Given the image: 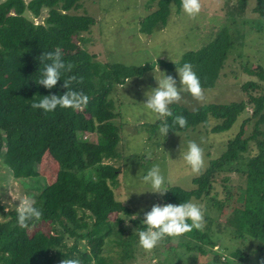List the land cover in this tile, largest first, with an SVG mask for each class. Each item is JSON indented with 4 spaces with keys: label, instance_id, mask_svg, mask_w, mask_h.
Returning <instances> with one entry per match:
<instances>
[{
    "label": "trees",
    "instance_id": "16d2710c",
    "mask_svg": "<svg viewBox=\"0 0 264 264\" xmlns=\"http://www.w3.org/2000/svg\"><path fill=\"white\" fill-rule=\"evenodd\" d=\"M82 1L0 0V160L15 179L37 177V166L45 155L57 166L54 181L36 197L42 217L32 220L28 229L18 225L15 209H7L0 199V219L4 220L0 221V264H43L44 260L46 264H61L65 256L78 257L83 264H122L124 259L127 237L122 227L130 209L115 198L112 190L120 175L115 164L122 156L118 128L113 124L118 115L110 95L114 86L141 76L146 69L100 64L93 61L95 56L74 49L72 42L78 38L81 41L82 34L95 25L94 18L75 14ZM153 1L157 9L140 22L139 32L146 35L163 28L171 5L181 10V0ZM240 2L226 11L243 14L246 3ZM252 10L264 20V0H257ZM233 47L229 30L222 28L205 46L165 67L176 69L189 63L202 89H213ZM57 48L73 69L62 73L55 88L47 89L38 85L43 67L40 57ZM68 76L77 77L70 90L89 97L85 108L58 107L45 112L31 107L43 96L64 95L68 89L63 79ZM260 84H242L247 98L238 103L209 104L194 111L172 104V117H161L145 128L151 139L164 123L170 126L168 134L183 133L207 124L211 118L217 123L210 131L218 134L229 131L243 116L223 153L193 179L192 190L171 187L162 196L165 204L173 205L207 200L209 209L217 210L218 217L223 218L227 233L239 248L221 260L210 238L212 221L205 217L203 230L193 229L190 234L198 244L197 252L206 256L204 264H249L254 252L264 254V94ZM248 108L251 114L246 117ZM177 115L187 118L186 127L173 124ZM85 135H94L95 163L88 162L79 143ZM137 224L138 230L144 229L143 223ZM187 244L192 250L191 243Z\"/></svg>",
    "mask_w": 264,
    "mask_h": 264
},
{
    "label": "rangeland",
    "instance_id": "374dc122",
    "mask_svg": "<svg viewBox=\"0 0 264 264\" xmlns=\"http://www.w3.org/2000/svg\"><path fill=\"white\" fill-rule=\"evenodd\" d=\"M210 1L201 0L203 7L195 18L186 15L182 9L177 10L176 5H171L166 24L162 29H155L151 35L140 33L139 30L142 29L140 22L157 9L156 1L153 0H83L81 8L75 12L94 18L95 25L88 33L82 34L81 41L78 38L72 42L74 49L78 48V51L95 56L93 61L100 64L146 69L141 76L130 77L120 86H114L110 95L114 112L118 115L113 124L118 128V151L122 156L121 161L115 164L120 168V175L112 190L115 198L127 204L130 209V216L125 218L122 227L124 236L127 237L122 264H153V261L156 264H204L206 256H201L195 249L198 244L190 238L191 232L165 238L151 252H146L139 246L137 223H143L145 213L151 211L154 205H165L161 195L149 192L151 188L142 182V176L153 165H159L165 177L164 190L171 187L192 190V181L198 175L191 171L181 157L182 152L187 150L188 142L196 141L200 144L204 150L206 168L223 153L227 141L238 132L243 118L241 116L229 131L223 133L215 134L210 131L217 121L209 118L207 124L194 130L168 134L167 137L158 131L149 139L146 126L161 117L150 113L143 105L147 102L146 93L158 87L156 78H161V73L173 77L177 81V87H182L177 68L168 69L165 64L179 62L184 54L202 48L210 41L212 34L226 28L234 41V47L230 50L216 87L203 90V101L183 92L182 99L173 104L194 111L209 104L238 103L246 100L247 94L241 90V85L249 81L261 83L264 94V20L252 12L257 0H241L247 6L241 15L236 14V11H226L240 0ZM250 114L251 110L248 108L245 116ZM80 139L79 143L88 162L95 163L94 135H85ZM56 172V163L49 155H45L37 166V177L15 179L0 160L1 202L7 209L19 206L20 201L14 200L10 192L17 199L24 194L34 195L36 199L39 192L54 181ZM215 187L218 188L219 185L216 184ZM221 198L222 195H219V199ZM199 204L203 206L204 218L208 217L212 221L210 238L215 243L213 250L222 256L221 260L225 255L232 256L239 245L227 233L223 218L218 217L217 210L209 209L207 200ZM133 216L137 218L133 220ZM0 221L4 222L3 219ZM206 223L205 220V225ZM188 242L191 243L192 250L187 249ZM247 250L249 251L248 248ZM43 264H46L45 260ZM249 264H264V254L254 252L249 257Z\"/></svg>",
    "mask_w": 264,
    "mask_h": 264
},
{
    "label": "clouds",
    "instance_id": "9594fccd",
    "mask_svg": "<svg viewBox=\"0 0 264 264\" xmlns=\"http://www.w3.org/2000/svg\"><path fill=\"white\" fill-rule=\"evenodd\" d=\"M181 9L189 17L195 18L202 9L201 0H181ZM43 67L39 73L38 85L47 89H53L62 80V73H69L73 69L71 63H65L62 59V52L59 48L55 51L44 52L40 57ZM160 71V69H159ZM179 81L182 87H177V81L166 73H161V78L156 80L158 87L146 93L147 102L143 105L152 114L158 117H172L170 105L178 103L182 99V93H189L194 99L203 101L204 92L200 80L193 67L189 63H184L182 67H177ZM64 87L68 91L62 95L43 96L38 102H34L33 109H42L45 112H53L58 107L61 109L82 110L89 103V97L82 91L77 92L71 89L73 82L77 81L76 76H68L63 79ZM82 82V78L80 80ZM173 124H178L181 128L187 126V118L177 115ZM170 126L164 123L160 126L159 132L167 137ZM182 159L191 168L194 174H201L205 168L204 150L196 141H189L187 150L182 152ZM142 182L149 185L154 194L163 196L165 177L159 165H153L146 175L142 176ZM10 195L14 200H19V206L15 208L18 225L23 229H28L32 220H39L42 217V210L37 207L34 195L24 194L17 199L13 192ZM133 220L137 217L133 216ZM189 221L191 223H189ZM144 229L136 231L139 237V246L146 252L154 250L165 238L179 237L193 229L203 230L205 226L203 206L193 201L183 202L179 205L165 204L163 206L154 205L151 211L144 216ZM65 256V255H64ZM61 264H83L78 257H68L61 261ZM153 264H156L153 261Z\"/></svg>",
    "mask_w": 264,
    "mask_h": 264
},
{
    "label": "crops",
    "instance_id": "0c3cea01",
    "mask_svg": "<svg viewBox=\"0 0 264 264\" xmlns=\"http://www.w3.org/2000/svg\"><path fill=\"white\" fill-rule=\"evenodd\" d=\"M214 1H216V0H211L210 2H214ZM202 7H203V5H202ZM247 7V6H246ZM211 9H212V7H211ZM212 11L214 12V9H212Z\"/></svg>",
    "mask_w": 264,
    "mask_h": 264
}]
</instances>
